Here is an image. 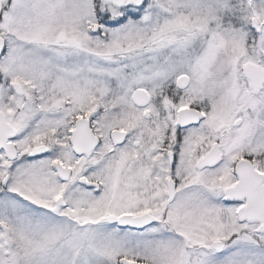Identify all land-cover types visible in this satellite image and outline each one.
Returning <instances> with one entry per match:
<instances>
[{
  "label": "snow or ice",
  "instance_id": "6c2138e0",
  "mask_svg": "<svg viewBox=\"0 0 264 264\" xmlns=\"http://www.w3.org/2000/svg\"><path fill=\"white\" fill-rule=\"evenodd\" d=\"M0 264H264V0H0Z\"/></svg>",
  "mask_w": 264,
  "mask_h": 264
}]
</instances>
